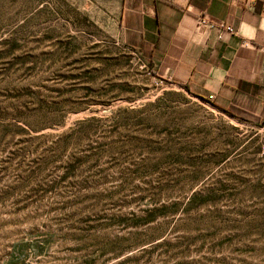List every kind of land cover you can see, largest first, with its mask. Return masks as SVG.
I'll list each match as a JSON object with an SVG mask.
<instances>
[{"label": "rangeland", "instance_id": "1", "mask_svg": "<svg viewBox=\"0 0 264 264\" xmlns=\"http://www.w3.org/2000/svg\"><path fill=\"white\" fill-rule=\"evenodd\" d=\"M0 264H264V116L160 82L86 0H0Z\"/></svg>", "mask_w": 264, "mask_h": 264}, {"label": "crops", "instance_id": "2", "mask_svg": "<svg viewBox=\"0 0 264 264\" xmlns=\"http://www.w3.org/2000/svg\"><path fill=\"white\" fill-rule=\"evenodd\" d=\"M162 83L232 117L264 116V0H86ZM234 30L218 39L217 27Z\"/></svg>", "mask_w": 264, "mask_h": 264}, {"label": "built area", "instance_id": "3", "mask_svg": "<svg viewBox=\"0 0 264 264\" xmlns=\"http://www.w3.org/2000/svg\"><path fill=\"white\" fill-rule=\"evenodd\" d=\"M199 24L206 27H217L220 32L218 35L219 40H223L226 36H232L234 34V30L231 27L226 26L222 23H216L206 17H202L199 21ZM213 100L214 97H209L207 101L212 102Z\"/></svg>", "mask_w": 264, "mask_h": 264}, {"label": "trees", "instance_id": "4", "mask_svg": "<svg viewBox=\"0 0 264 264\" xmlns=\"http://www.w3.org/2000/svg\"><path fill=\"white\" fill-rule=\"evenodd\" d=\"M204 100V99H203Z\"/></svg>", "mask_w": 264, "mask_h": 264}]
</instances>
